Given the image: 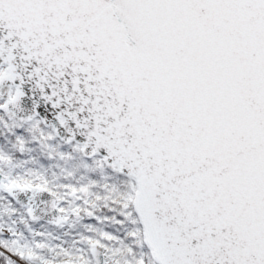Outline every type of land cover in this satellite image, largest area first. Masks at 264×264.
Returning a JSON list of instances; mask_svg holds the SVG:
<instances>
[{
	"label": "snow or ice",
	"instance_id": "1",
	"mask_svg": "<svg viewBox=\"0 0 264 264\" xmlns=\"http://www.w3.org/2000/svg\"><path fill=\"white\" fill-rule=\"evenodd\" d=\"M0 127L59 137L119 181L97 199L135 244L82 238L75 264H264V0H0ZM0 191L65 211L40 178ZM8 231L3 264H52Z\"/></svg>",
	"mask_w": 264,
	"mask_h": 264
},
{
	"label": "rangeland",
	"instance_id": "2",
	"mask_svg": "<svg viewBox=\"0 0 264 264\" xmlns=\"http://www.w3.org/2000/svg\"><path fill=\"white\" fill-rule=\"evenodd\" d=\"M7 120L12 121L8 118ZM18 130L11 128L10 133L15 134ZM23 134L28 139L26 143L22 142L23 151L20 150L21 144L18 142H11V145L8 142L0 144V153L11 161L10 166L0 167V174L12 177L22 176L25 180L31 179L34 183L37 178H40L54 191L64 193L61 199L63 200L62 206L65 211H58L61 216L68 217V219L59 227H53L40 221L32 222L27 216V207H24L22 203L11 200L6 191H0V224L4 225V229L0 233L6 234L5 236H0V238L8 239L11 236L8 226L12 225L16 229V234L18 236L22 235L30 246L35 244L46 245L47 252L43 249L38 251L52 264L75 263L73 242L81 241L82 238L85 241L92 239L106 244L109 242L104 239L102 234H108L116 239L120 236V240H124L126 244H135V241L128 238L127 231L130 229V225L122 222L123 218L120 215L121 209L119 205L109 201L107 206H105V201L102 198L97 199V195L103 197L105 193H101L104 190L98 185L96 178H88L89 180L83 183L85 177L79 175L74 179L71 172L72 170L77 171L79 166L88 172L98 170L100 173L106 174L109 170H102L91 158L82 157L81 153L74 150V146L63 144L56 137L52 140H46L41 139L37 134V139L33 140L32 133L24 132ZM33 144L35 145L33 146ZM44 147L48 148L49 159L57 160L56 164L54 161L49 164L45 163L40 158L39 150ZM14 148L16 153L21 154L22 157H16V153L5 152V149L13 150ZM56 149L59 151H56ZM82 159L88 162H84ZM67 163L70 165L69 169L64 166ZM113 178L109 179L108 183L119 187V181ZM76 182L78 187L74 185ZM84 186H88L91 193L86 197L87 204H85V198H79L73 202L70 197V189L76 188L78 191L80 187ZM76 208L80 209L78 213L75 211ZM89 211L92 212L93 216L90 217L86 214ZM96 211H98V214H96ZM106 227H111L112 230L108 232L105 230ZM76 246L85 249L88 247L83 242ZM113 246H119V244L113 241ZM61 248L68 255L61 254ZM100 250L102 251V249ZM2 251L4 249L0 248V252ZM13 258L16 259L15 257ZM117 258L122 260L123 256L118 255Z\"/></svg>",
	"mask_w": 264,
	"mask_h": 264
},
{
	"label": "water",
	"instance_id": "3",
	"mask_svg": "<svg viewBox=\"0 0 264 264\" xmlns=\"http://www.w3.org/2000/svg\"><path fill=\"white\" fill-rule=\"evenodd\" d=\"M3 91L6 92L7 89L5 88L3 89ZM56 138L59 140V137H56ZM60 142L63 144H66L63 141H60ZM82 156L86 159H90L84 154H82ZM0 176H2V174H0ZM8 195L14 201L20 202L24 206H27V215L30 218V220L44 221L46 223L52 224L53 226H59L62 223L67 221V217L61 216L58 209L52 208L51 198L48 197L47 194H42L37 197H32V193L30 192L29 193H14V194L8 193ZM70 197H71V194H70ZM28 209H32L31 215H29ZM43 250L48 251L46 248H43ZM63 264H75V263L66 262Z\"/></svg>",
	"mask_w": 264,
	"mask_h": 264
},
{
	"label": "trees",
	"instance_id": "4",
	"mask_svg": "<svg viewBox=\"0 0 264 264\" xmlns=\"http://www.w3.org/2000/svg\"><path fill=\"white\" fill-rule=\"evenodd\" d=\"M5 119L7 120V118L5 117ZM8 123H12V121H8ZM9 130V131H8ZM10 130L11 129H5L3 127H0V144L2 142H8L10 145H11V142H18V140H20L21 138L23 139L22 142L23 143H26V141H28L27 137L23 134V136L21 137V131L22 130H18L15 134H12L10 133ZM7 131V132H6ZM36 143V142H35ZM35 144H33L34 146ZM32 146V147H33ZM45 146V145H44ZM46 147V146H45ZM40 148L39 152H40V158L45 162V163H52L53 161L55 162L56 164V161L57 160H54V159H49V154H48V148ZM56 151H59L58 149H56ZM5 152H12V153H16V149L14 148L13 150H7L5 149ZM16 157H22L21 154H18L16 153L15 154ZM83 160V159H82ZM84 162H88V161H85L83 160ZM64 166H67V168L69 169L70 168V165L67 163V165H64ZM69 166V167H68ZM66 169V168H65ZM71 171V170H70ZM73 173V178L75 179L76 176H79L81 175L82 177H85V179L83 180L85 183L86 181H88L89 179H92V178H96V181L98 182V185H102L104 183H108L110 180H105L106 179V174L104 173H100L98 170H93V171H84L80 166L79 168H77V171H74L72 170L71 171ZM76 173V174H75ZM75 174V175H74ZM89 178V179H88ZM71 179V177H70ZM114 179V178H113ZM76 185L75 187H78V184L77 182L74 184ZM104 191H101V193H103ZM100 203V202H99ZM96 214H98V211H96ZM100 214V213H99ZM52 229H56V228H52ZM108 232L110 230H112V228H107L106 229ZM26 235V233H24ZM18 236V235H17ZM118 240H120V236L117 237ZM115 247H121L120 245L119 246H115ZM0 264H3V261H2V258H0Z\"/></svg>",
	"mask_w": 264,
	"mask_h": 264
},
{
	"label": "bare ground",
	"instance_id": "5",
	"mask_svg": "<svg viewBox=\"0 0 264 264\" xmlns=\"http://www.w3.org/2000/svg\"><path fill=\"white\" fill-rule=\"evenodd\" d=\"M30 221H32V222H36L37 220H30ZM41 222H43V221H41Z\"/></svg>",
	"mask_w": 264,
	"mask_h": 264
},
{
	"label": "flooded vegetation",
	"instance_id": "6",
	"mask_svg": "<svg viewBox=\"0 0 264 264\" xmlns=\"http://www.w3.org/2000/svg\"><path fill=\"white\" fill-rule=\"evenodd\" d=\"M1 234V233H0ZM2 236H5L6 234H1ZM47 252V251H46Z\"/></svg>",
	"mask_w": 264,
	"mask_h": 264
}]
</instances>
